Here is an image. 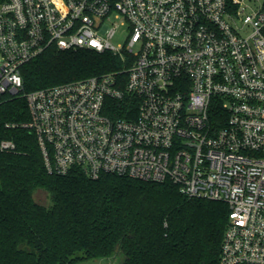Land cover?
I'll use <instances>...</instances> for the list:
<instances>
[{"label":"built area","instance_id":"2783aa9c","mask_svg":"<svg viewBox=\"0 0 264 264\" xmlns=\"http://www.w3.org/2000/svg\"><path fill=\"white\" fill-rule=\"evenodd\" d=\"M49 48L110 52L123 68L24 95L20 128L47 172L168 181L224 203L218 264H264V0H0V98Z\"/></svg>","mask_w":264,"mask_h":264},{"label":"trees","instance_id":"16d2710c","mask_svg":"<svg viewBox=\"0 0 264 264\" xmlns=\"http://www.w3.org/2000/svg\"><path fill=\"white\" fill-rule=\"evenodd\" d=\"M122 68L110 52L49 48L21 67V92L0 98V264L219 263L226 204L188 198L168 181L49 174L35 135L20 128L29 121L25 94ZM127 103L109 115L123 117ZM5 141L14 149L2 150Z\"/></svg>","mask_w":264,"mask_h":264},{"label":"rangeland","instance_id":"374dc122","mask_svg":"<svg viewBox=\"0 0 264 264\" xmlns=\"http://www.w3.org/2000/svg\"><path fill=\"white\" fill-rule=\"evenodd\" d=\"M128 33L125 28H120L117 32V34L112 38L111 44H113L116 47L123 46L125 44V41L127 39ZM36 200L39 203H46V196L45 194H38L36 196ZM92 264V263H87Z\"/></svg>","mask_w":264,"mask_h":264},{"label":"water","instance_id":"95a60500","mask_svg":"<svg viewBox=\"0 0 264 264\" xmlns=\"http://www.w3.org/2000/svg\"><path fill=\"white\" fill-rule=\"evenodd\" d=\"M115 251H118V247H116ZM117 259H115L113 262H103V261H94L92 264H116Z\"/></svg>","mask_w":264,"mask_h":264}]
</instances>
